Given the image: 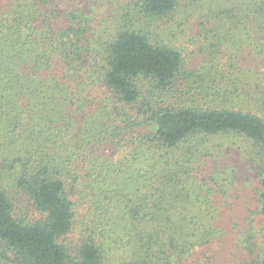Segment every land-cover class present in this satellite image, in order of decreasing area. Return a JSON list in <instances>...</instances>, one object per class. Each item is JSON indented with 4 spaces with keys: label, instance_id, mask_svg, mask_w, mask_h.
<instances>
[{
    "label": "trees",
    "instance_id": "1",
    "mask_svg": "<svg viewBox=\"0 0 264 264\" xmlns=\"http://www.w3.org/2000/svg\"><path fill=\"white\" fill-rule=\"evenodd\" d=\"M135 1L0 0V264H264V0Z\"/></svg>",
    "mask_w": 264,
    "mask_h": 264
},
{
    "label": "rangeland",
    "instance_id": "2",
    "mask_svg": "<svg viewBox=\"0 0 264 264\" xmlns=\"http://www.w3.org/2000/svg\"><path fill=\"white\" fill-rule=\"evenodd\" d=\"M66 2L70 6H76L77 7L78 5H81L82 7L84 6L85 9L88 11L94 10V12L90 11V14L92 15V18H95L94 25L99 30V34L103 37L104 40L106 39V35L108 32L106 31L107 25L105 24V22L100 24V21L102 19H104V17H102L101 13L104 10H110L111 12H113L115 14L118 13L119 15L129 14V13H133V10H134L135 5H136L135 0H66ZM130 3H131V6H129ZM130 7H132L131 11H129ZM98 22L100 25L98 24ZM196 29H195V31H196ZM188 33H189L188 38L189 37L191 38L194 31L192 32V30H188ZM195 45L196 44L193 41L192 45H189V47L192 46V48H194ZM170 98H171V96L167 97L164 95V100L169 101ZM170 102H171V100H170ZM242 155L243 154L240 150L234 151L233 155L232 154L228 155V161L231 159V160H233L234 164H238L239 163L238 161L243 159ZM250 190L252 193V186H249L247 188H245V186L241 187V191H240L241 193L238 194V197L241 196L240 199L242 197H246L247 193L248 192L250 193ZM17 201L19 203V207L21 208V210L25 211L24 213H28L29 207H28V203L26 202V200L22 197H19L17 199ZM221 248L224 250V246ZM225 249L227 250L225 252L227 253V255L229 257H232L233 253H236L238 255V257H240V259L244 256V254L242 252L241 253L239 252V247L237 245V241L235 238L232 239L231 245L225 246Z\"/></svg>",
    "mask_w": 264,
    "mask_h": 264
}]
</instances>
